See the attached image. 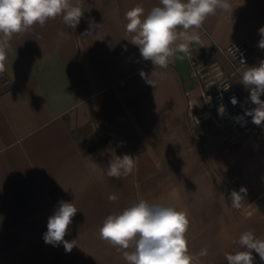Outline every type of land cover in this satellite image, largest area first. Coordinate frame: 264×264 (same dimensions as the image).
Masks as SVG:
<instances>
[{"label":"crops","instance_id":"0c3cea01","mask_svg":"<svg viewBox=\"0 0 264 264\" xmlns=\"http://www.w3.org/2000/svg\"><path fill=\"white\" fill-rule=\"evenodd\" d=\"M83 3L76 28L57 17L14 36L0 73V264H127L99 229L141 197L187 212L190 253L206 248L202 264H227L241 233L264 239V139L240 138L216 115L202 118L203 83L192 60L241 40L251 51L241 73L258 66L264 0H229L232 13L206 19L192 58L166 69L144 60L125 31L126 11L142 5L147 14L159 0ZM208 62L231 75L248 110L256 107L221 54ZM154 70L164 75L153 77L156 87L140 75ZM84 128L99 141L79 144L75 133ZM113 154L137 158L134 172L107 177ZM242 187L245 205L237 210L231 192ZM61 201L78 209L65 236L76 240L70 253L43 238ZM253 257L264 264L254 250Z\"/></svg>","mask_w":264,"mask_h":264},{"label":"clouds","instance_id":"9594fccd","mask_svg":"<svg viewBox=\"0 0 264 264\" xmlns=\"http://www.w3.org/2000/svg\"><path fill=\"white\" fill-rule=\"evenodd\" d=\"M218 11L232 13L229 0H159V6L147 14L142 5L126 11L125 31L131 35L130 42L139 48L144 60H150L155 68L166 69L174 60L192 58L191 46L201 43V30L206 19ZM84 12L83 0H75V3L73 0H0V73L6 71L7 52L14 36L27 33L36 25L43 27L57 17H61L69 28H76ZM258 31L261 36L258 47L264 49V27ZM59 35L65 34L61 32ZM140 75L154 87L157 83L154 76L164 78L155 70L151 77L143 71ZM239 82L250 90V100L256 107L247 115L259 126L264 122V101L260 99L264 94V60L258 66L247 67ZM136 167L137 158L129 154L122 157L113 154L105 174L119 180L132 174ZM241 193L246 195L247 190L242 187L239 192H231L232 208L239 210L245 205ZM108 200L116 202L119 197L110 194ZM77 212L74 203L61 201L48 219L47 232L43 236L45 243L63 244L65 252L70 253L76 240L67 241L65 236ZM189 226L187 212L171 205L149 203L141 197L122 211L109 214L99 229V237L118 252L122 251L127 264H202L201 258L208 255V250L190 253L186 235ZM234 242L239 248L225 253L227 264H254L253 250L264 261V239L256 237L252 230L241 233Z\"/></svg>","mask_w":264,"mask_h":264},{"label":"built area","instance_id":"2783aa9c","mask_svg":"<svg viewBox=\"0 0 264 264\" xmlns=\"http://www.w3.org/2000/svg\"><path fill=\"white\" fill-rule=\"evenodd\" d=\"M215 54L224 57L233 75H241V68L251 60V51L241 40H236L227 47L216 45L214 51L192 60L193 75L203 83L202 118L208 119L216 115L220 119V125H228L240 138L264 139V122L258 126L252 122V117L247 115L249 110L242 104L231 82V75L227 74L219 63L208 62ZM260 99L264 101V94ZM196 121L199 123L201 118Z\"/></svg>","mask_w":264,"mask_h":264},{"label":"rangeland","instance_id":"374dc122","mask_svg":"<svg viewBox=\"0 0 264 264\" xmlns=\"http://www.w3.org/2000/svg\"><path fill=\"white\" fill-rule=\"evenodd\" d=\"M93 136L92 130L88 128H84L80 132L77 131L75 133V138L77 139L78 143L86 146L95 144L99 141L98 139L93 138Z\"/></svg>","mask_w":264,"mask_h":264}]
</instances>
